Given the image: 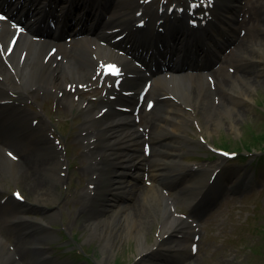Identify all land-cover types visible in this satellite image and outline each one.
<instances>
[{
  "label": "rangeland",
  "instance_id": "rangeland-1",
  "mask_svg": "<svg viewBox=\"0 0 264 264\" xmlns=\"http://www.w3.org/2000/svg\"><path fill=\"white\" fill-rule=\"evenodd\" d=\"M157 1L153 0L150 4L156 7ZM174 1L185 3V0ZM236 13L237 19L233 25L232 33L235 37L240 36L241 45L235 47L234 44L226 51V55L231 56V66H225V71L232 74L233 78L239 77L235 78L234 82L239 83L241 91L233 101H228L226 97V102L229 104V107L226 108L213 109L210 106V103L212 104L210 98H200L196 108V118L193 121L185 122L181 127L185 138L177 141L167 139L171 148L164 149V152L168 154L162 152L160 155H154L156 152H152L147 159L151 163L159 160L161 164L166 163L165 166L172 167L170 161L174 156L171 158L170 154L173 151L176 153V159L181 164L188 166L212 165L215 161H220L223 162V167L239 170L238 172L250 176L254 184L242 189L233 186L230 192L223 190L219 193L216 190L213 193V205L207 210L201 206H195L197 210L194 217H197L199 229L195 231L197 233L195 237H190V241H193L196 251L190 250L186 246L184 251L178 250L175 253L177 256L174 258L152 259V256L149 255L142 259L137 252L138 239L132 230L129 231L125 228V222L121 215L126 205H132L141 195L140 192L137 191L138 196L135 194V198L132 197L135 191L127 197L116 198L109 194L110 191L107 190V187H104L99 190L97 196L99 201L93 207L90 208L84 204L91 174L88 168L89 161L84 153V142L82 143L80 139V134L86 131L80 109L74 107L69 110L63 107L64 104H58L55 99L50 98V94L39 97L38 102L41 106H35L31 102L21 99V94L16 91L11 98L18 103L20 108L28 111L33 109L37 112L42 109L50 121L48 131L43 129L41 134L35 129L34 134L45 142L51 140L48 135L52 131L65 149V152L61 153L63 155L61 163H64L62 164L61 179L50 180V188H47L48 193L41 195L38 190L30 189L27 184L21 181L19 174L22 172L18 160L15 159L23 154L20 149L23 151L27 149L31 153L29 157L33 160V166L39 173L36 179H47L44 161L50 160L53 154L37 152L39 148L45 146L44 144L38 146L17 139L6 144L5 148H7L10 159H13V164L10 171L0 164V202L4 200L2 206L8 203L17 207L15 201L9 197L11 190L17 189L27 202L22 205L28 208L26 214L44 220L49 219L50 222H45L48 237L44 243L39 245L40 254L35 250L37 245L24 244L23 246L21 244L24 249L23 254L17 255L19 264H85L84 260L73 252L75 248L80 249L88 259L96 264H264V159L259 166L261 168L257 172L256 179H252L248 170L251 168V161L254 158L264 155L262 154L264 151L259 149L260 146H264V141L257 143L259 145H251L252 153L245 154L248 156L246 160L241 158L240 154L233 159L219 156L213 160L214 155L206 149L200 139L204 138L207 143L215 144V146H218L220 141L224 149V147L229 148L226 145L227 139L233 143L234 139L241 138V142H238V146L240 145L241 148L232 147L235 152H239L240 150L244 151V148L247 147L246 137L248 135H245V132L249 130L248 127L254 128L256 132L264 131V106L262 104L264 103V0H241ZM235 62L240 65L245 64L244 68L236 69ZM0 69H2L1 61ZM236 72L245 76V82H241V76ZM89 78L90 75H88ZM93 82V85H97L96 80ZM231 85L233 86L234 83L231 82ZM213 87L215 88V85ZM92 88L91 86V89L86 92L79 93L80 97L88 100L89 96L97 98L101 96L103 87ZM96 101L93 100L94 104ZM31 116L35 117L34 114ZM184 116L189 115L184 113ZM180 122L183 123V121ZM141 123L145 126L147 124L145 119H142ZM206 125H210V130L208 132L201 131L200 129L205 128ZM146 132L148 133V130ZM177 147L181 151L177 152ZM113 155L114 158H120L121 154ZM201 157L209 158V162L201 161ZM115 162L117 161L115 160ZM237 163L239 167H236ZM110 166L112 165L109 162L108 168ZM59 169L56 167L57 173ZM186 173L177 179V183L181 185L193 178L191 172L187 171ZM110 175L112 178L113 174ZM106 177H109V174H106ZM167 180L171 183H169V187L162 184L160 187L165 188L162 191H166L168 196L176 199V203H174L176 213L188 215L191 207L182 200V193L173 185L174 182L176 183V179L169 175ZM150 181L146 176V179L144 181L141 179L138 185L141 183L144 187L149 188ZM154 184H156L155 181ZM42 192L45 191L42 190ZM218 197L220 198L216 200ZM132 198L134 199L131 202ZM157 201L152 200V208H149L145 203H142L140 207L142 213L150 218L144 235L145 241L149 245L159 234L160 208H158ZM53 208H57L59 213L51 216L49 211ZM151 211H154L155 216ZM4 213H0V219H3L0 235L6 241L4 250L15 252L19 249L17 248V239L10 235L9 230L15 225L8 224L16 219L9 218L5 224ZM90 217H95L100 222L97 224L94 234L90 229ZM179 227L177 226L175 229ZM185 227L182 231L192 230L190 224H186ZM28 254L32 255L31 260L25 257ZM185 255H189V257H184Z\"/></svg>",
  "mask_w": 264,
  "mask_h": 264
},
{
  "label": "bare ground",
  "instance_id": "bare-ground-1",
  "mask_svg": "<svg viewBox=\"0 0 264 264\" xmlns=\"http://www.w3.org/2000/svg\"><path fill=\"white\" fill-rule=\"evenodd\" d=\"M84 1L85 0H9L6 5H3L18 10L11 11L8 9L11 16H14L13 18L19 15V18H21L23 14L27 15L25 25L21 28L11 23H2L0 19V53L9 63V67L5 66L4 69H0V76H2V78H0V164L9 169V171L12 169L13 161L8 158L5 147H7L6 144L11 142V140L17 139L38 146L44 144L45 146L39 149L37 148V152L55 153V146L51 144V142L47 143L46 141H41V139L34 134L31 127V124H33L34 129L39 128L38 126H41V128L44 126L46 128L45 124L47 119L42 117L39 122H35L31 117L28 119V116L31 115L30 112L24 109H16L18 106L9 102V95L13 91H19L25 99L28 98L36 104L37 96L42 97L46 94H51L53 96V90L60 85L66 88V84L68 86V84H71L70 82H74V80H77L78 83L81 80L86 81L87 73L99 64V60H102V62L107 60L117 61L121 64L122 69L126 73H137L140 76L139 78H141L140 80L149 79L148 81L149 83L151 82V84L149 85L147 94L154 92L157 96L156 101L159 106L154 104L150 112L158 121V123L151 126L154 127V131L153 137L149 138L151 141V145H149L150 151L159 148L158 141H160L159 137L163 133L162 130L165 124L171 126L172 135H175L178 132L179 126H183L186 120H189V118H185V120L181 119L177 111L185 112L184 107L189 106L193 109L197 106V99L199 95L202 96L199 88H197V92L193 90L194 83H196L197 80L201 82L204 90L208 91L204 97L210 98V92H214V90L208 87L209 84L202 80L204 76L201 72H181L171 73L170 75H163L161 73L156 74L154 72L146 76V74H143V70L134 65L130 59L131 56L127 52H116V44L120 45L121 43L128 46L131 42L144 43L143 40L146 36V40L148 41L146 53L151 56L157 53L154 49V42L158 38L162 36L165 41H169L171 40V33L168 31L173 32L177 29L181 31L175 22L177 19L175 21L174 19L173 21L171 20L169 26L165 27L164 32L160 31V27L157 29L149 27V25H153V21H155L153 20L154 16H157V19H162L163 14L160 13L165 14L168 12L165 6L158 11H156V8L154 11L149 8L148 4L137 2V0H115L111 5V9H107L106 13L100 17L98 24L87 29L86 31H89L88 33L81 34L79 32L80 27L76 25L81 18L79 12L81 13L82 9H85L88 12L90 22H94L96 20L97 11L99 10L97 9L98 6L100 5L101 8L103 6V0H94V4L91 3L89 7L82 4ZM4 3V0H0L1 6ZM51 3H53V7ZM73 3H75V5H73ZM78 8L80 9L78 12L76 11L70 14V9L77 10ZM26 12H28V14ZM49 12L54 13V20L51 23L55 29L62 24L66 26L71 25V20H73L72 23H75L68 29V32H70L73 37L69 43L61 42V40H57L56 42L53 37H50L52 36L51 34L46 35L49 38L44 39L35 37V30H37V27L43 31H47V28H45L46 19L44 16L49 15ZM66 13L70 14L69 19L65 17ZM73 15L74 17L72 18ZM225 18L228 21L231 19V16L228 15L225 16ZM143 23L148 25L145 30H143L141 26ZM162 23L161 21V24ZM157 26L160 25L158 24ZM190 27H194V25L188 24L183 30L180 38L181 40L183 39V41L180 43H185L186 39L196 41L203 40L205 37L198 28H196V30H189ZM162 38L160 40L164 41ZM110 39H113L112 42ZM139 39L141 41H139ZM101 41H103V43ZM219 62H221V60H219ZM213 66H215L214 63L204 69H210ZM212 72L216 74L215 84L219 82L222 85H227L229 74H217L216 70ZM135 79H137V76ZM231 88H227V90L232 98L233 96L230 93ZM77 92L79 93L80 90L76 89L75 93ZM61 95L62 96L59 97L57 101L64 102L69 110L75 105L80 107L85 124H87L85 127L87 133L81 136V139L85 142V151L89 154V159L93 160L90 165V170L93 174H96L94 178L90 179V188H87L85 194L86 198L84 204L89 207L96 201L95 196L98 186L101 184L103 172L104 174L106 171L108 172V169H104V163L110 160L108 157L112 156L111 151L114 150L117 155H119V153H124L126 150L128 154L132 153L130 158L128 157L126 159V157L119 156L120 158H115L117 162H114V164H119L120 166L121 164H127L125 166L127 168L125 169V173H128L130 167L132 165L134 166L133 161L137 160L139 157V154L136 155V157H134V155L139 152L138 149L140 146L143 152V143L144 141L147 142V140L144 139L143 132L138 129H133L134 124L130 119L132 118V114H125L124 116L123 113L108 107L109 104L102 99L98 101L100 106L97 110L90 101H85V99L82 98L75 100L71 97L72 94L70 92L65 91L64 94ZM123 98L125 100H131L132 103L134 101V95ZM118 103L119 102H117V105ZM219 103L222 106H214L216 109L226 107V104L223 102L219 101ZM102 106L108 107V110L102 113ZM171 110L175 112L172 113ZM188 113L189 117L194 114L192 111ZM39 114L42 115L41 110ZM171 115H173V117ZM29 120H31V124ZM180 120L183 121V123H181ZM208 130L209 127L207 126L206 131ZM154 141L157 142V144ZM20 150L23 153L18 160V165L22 172L19 174L21 181L27 184L30 189L38 190L41 195H46L48 193L47 188H50L49 181L60 179L56 171V167L59 166L58 158H54L53 156L50 160L44 161V170L47 179L37 180L36 176L39 173L33 166V160L29 157L31 156L30 151L27 149L25 151L22 149ZM144 150H147V148ZM139 160L140 159H138V161ZM179 166L184 168V166L180 164ZM154 172V170H151L150 173L153 180L159 177L158 174L156 175ZM210 172L212 171L208 170L206 174ZM122 174L123 173H118L113 177L115 180L113 183L111 182L113 188H109L114 191L113 196H125L129 194L132 188L133 182L130 181L129 176L127 179H124V176H121ZM132 174H137V172L134 170ZM209 175L207 180L209 179ZM207 180L204 177L203 179L199 177L191 180V184L203 186L206 185L204 181ZM118 184H121V187L117 186ZM164 185L169 184L165 183ZM157 187L158 186L154 183L151 184L149 188L138 185L132 197L138 194L137 191L140 192L141 195H137L138 197L134 203L132 205H126V208L121 213L122 220L125 222V228L129 231L132 230L138 239L136 243L137 252L139 254L142 253V257L149 255L146 251L147 246L144 241V235L147 231L146 226L150 223V218L141 211L142 208L140 207L142 203L152 208V200H158V208H160L158 216L160 218L159 224L161 232L159 238L170 231L171 227L180 226L179 228L181 229L186 228L184 224L179 222L184 221L176 215L174 206L168 204L171 202L170 204L173 205L176 203V199L163 197L159 191L160 188ZM125 188H127L126 191ZM186 188L185 186L181 187V198L189 202L193 200L196 193ZM206 188L207 185L205 186V189ZM42 190L45 192H42ZM121 193L123 195H121ZM134 198L131 199V202ZM194 200H196V198H194ZM188 206H190V204H188ZM25 211L24 208H14L8 203L4 204V206H0V213L5 212L4 221H7L8 218L18 220L15 226L9 228V230L10 235L17 239V248H19L14 253L4 250L3 245L5 242L0 236V264H18L17 255L20 253L23 254L24 249L21 244L23 246L29 243L39 245L45 240L46 229L43 224V219L26 217L24 216ZM151 212L154 215V211ZM56 214V209L51 210V216ZM89 220L91 221V232L94 234L97 229V224L100 222L95 217H90ZM2 221L3 219H0V231L2 230L1 228H3ZM181 229L174 232L182 233L183 237L180 238V243H185L188 241L189 236H191V232H183ZM168 236L173 238L174 234L170 232ZM171 242L173 241H165L161 248L163 250L168 249ZM25 257L30 260L32 259L31 254ZM184 257H189V255H185Z\"/></svg>",
  "mask_w": 264,
  "mask_h": 264
},
{
  "label": "snow or ice",
  "instance_id": "snow-or-ice-1",
  "mask_svg": "<svg viewBox=\"0 0 264 264\" xmlns=\"http://www.w3.org/2000/svg\"><path fill=\"white\" fill-rule=\"evenodd\" d=\"M198 5H196V4H192V5H190V7H197ZM0 19H4V17H2V16H0ZM109 71H112L113 73H115L116 72V69H114L112 66H109ZM149 107H151V105L149 104ZM17 196H18V194H17ZM18 198H19V196H18ZM193 251H196V247H195V245L193 246Z\"/></svg>",
  "mask_w": 264,
  "mask_h": 264
}]
</instances>
